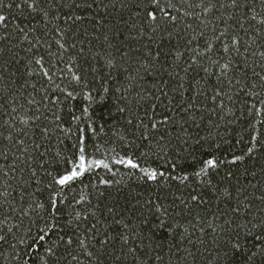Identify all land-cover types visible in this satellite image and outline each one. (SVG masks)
<instances>
[{"label":"trees","instance_id":"trees-1","mask_svg":"<svg viewBox=\"0 0 264 264\" xmlns=\"http://www.w3.org/2000/svg\"><path fill=\"white\" fill-rule=\"evenodd\" d=\"M0 15V264H264V0Z\"/></svg>","mask_w":264,"mask_h":264},{"label":"snow or ice","instance_id":"snow-or-ice-1","mask_svg":"<svg viewBox=\"0 0 264 264\" xmlns=\"http://www.w3.org/2000/svg\"><path fill=\"white\" fill-rule=\"evenodd\" d=\"M4 19H5V17H4L3 15H0V22L4 21ZM153 19H155V17H153ZM83 164H84V161H83V159H81V161H80V166L82 167ZM131 166H132V167H135V165H131ZM208 166H209V167H215V165L213 164L212 161H209V162H208ZM81 174H83V173L81 172ZM76 175H77L76 171L73 170V173H72L71 176H66V177H64L62 180H59L58 183H60L61 185L66 184V183H68L70 180H72L73 178H75ZM151 177H152V179H155V173H152V174H151Z\"/></svg>","mask_w":264,"mask_h":264}]
</instances>
